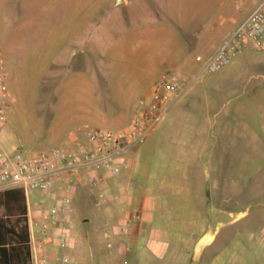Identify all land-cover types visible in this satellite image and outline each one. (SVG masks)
<instances>
[{
	"label": "crops",
	"instance_id": "obj_1",
	"mask_svg": "<svg viewBox=\"0 0 264 264\" xmlns=\"http://www.w3.org/2000/svg\"><path fill=\"white\" fill-rule=\"evenodd\" d=\"M259 1L78 0L77 12L63 16L61 41L54 33L40 37L21 29L48 21L47 15L28 16L22 25L4 15L0 54L12 99L1 143L8 151L32 152L90 145L88 132L97 128H129L138 100L150 97L162 76L188 83L200 75ZM188 26H194L193 41L184 34ZM250 51L194 83L144 143L124 149L128 167L120 175L109 176L102 167L83 171L72 191L67 248L59 246V227L42 228L49 207L39 208L34 193L27 197L31 244L35 240L53 264L59 254L71 264H218L220 255L206 253L215 233L205 206L215 191L229 190L230 152L241 147L237 135L244 130L229 105L233 73L250 65ZM259 63L264 68V52ZM28 77L38 87L30 103L19 94ZM260 84L256 91H264ZM23 115L30 118L26 145L16 133ZM92 177L100 179L97 185ZM64 185L57 181L59 195ZM83 222L92 226L87 238Z\"/></svg>",
	"mask_w": 264,
	"mask_h": 264
},
{
	"label": "built area",
	"instance_id": "obj_2",
	"mask_svg": "<svg viewBox=\"0 0 264 264\" xmlns=\"http://www.w3.org/2000/svg\"><path fill=\"white\" fill-rule=\"evenodd\" d=\"M248 50L264 51V0H260L228 36L208 60L200 76L205 72H218ZM5 75L0 54V132L6 122V107L9 103ZM195 80L185 83L176 75L162 76L151 96L138 100L129 128L93 129L88 132L90 145L79 141L69 147L55 146L32 152L20 148L12 152L0 141V191L22 188L27 197L41 191L55 199V203L43 212L41 225L43 230L50 226L59 227L56 233L59 246L67 248L70 242L67 216L73 211L72 191L76 182H83V171L86 168L102 167L109 176L120 175L128 167L122 156L123 150L144 143L173 105L189 91ZM57 181L65 183L61 195L56 189ZM99 181L96 177L90 179L92 185H97ZM32 254L33 264H53V258L47 251L40 249L35 240ZM55 261L59 264L72 263L68 255L60 254L55 257Z\"/></svg>",
	"mask_w": 264,
	"mask_h": 264
},
{
	"label": "rangeland",
	"instance_id": "obj_3",
	"mask_svg": "<svg viewBox=\"0 0 264 264\" xmlns=\"http://www.w3.org/2000/svg\"><path fill=\"white\" fill-rule=\"evenodd\" d=\"M76 1L78 0H0V30L4 15L11 16L17 25H22L23 19L28 16L45 18L47 15L48 21H38L30 28L21 29L40 37L47 31L54 33L59 39L63 31V16L68 12H77L74 4ZM183 31L189 40H195L194 26H188ZM261 52L264 51H250V65L233 73L235 85L231 90L229 105L232 118H241L244 130L237 135L241 147H232L230 152L229 190L225 194L215 191L205 206L209 230L215 233V240L207 247L206 253L220 255L218 264H264V91H256L261 81H264V68L259 63ZM209 74L211 73L205 72L202 76L197 74L188 80L191 82L199 76L194 81L196 84L198 80L209 78ZM37 88L31 78L23 81L19 94L23 96L24 102H31L30 98L37 92ZM11 95L10 92L7 93L9 103L6 110L11 103ZM29 119V116L23 115L21 119H17L16 124L19 141L25 145L27 134L24 126ZM35 150L40 148H33ZM234 175H240L239 180L233 179ZM32 199L41 203L39 208L50 207L54 202L53 198L47 197L41 191H36ZM180 203L186 202L181 198ZM79 212L85 213V210L80 209ZM83 227L84 237L87 238V228L90 230L92 226L88 227L83 222ZM36 236L38 239V235ZM158 237L155 233L154 238ZM86 246L88 252H92L91 245L88 243Z\"/></svg>",
	"mask_w": 264,
	"mask_h": 264
},
{
	"label": "trees",
	"instance_id": "obj_4",
	"mask_svg": "<svg viewBox=\"0 0 264 264\" xmlns=\"http://www.w3.org/2000/svg\"><path fill=\"white\" fill-rule=\"evenodd\" d=\"M0 264H33L27 196L22 188L0 191Z\"/></svg>",
	"mask_w": 264,
	"mask_h": 264
}]
</instances>
